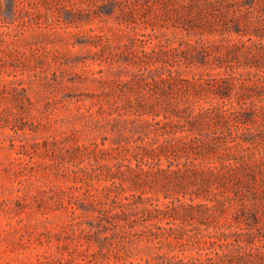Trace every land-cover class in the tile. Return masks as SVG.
<instances>
[{"label":"trees","instance_id":"trees-1","mask_svg":"<svg viewBox=\"0 0 264 264\" xmlns=\"http://www.w3.org/2000/svg\"><path fill=\"white\" fill-rule=\"evenodd\" d=\"M99 2L95 17L114 14L134 28L117 59H109L123 63L133 76L123 93L126 107L118 111L120 105H115L118 117L110 122L109 133L77 148L93 154L99 163L95 176L106 182L113 202L104 205L93 194L91 204L113 234L126 221L134 231H125L126 236L155 242L160 237L156 220L167 216L184 222L198 216L193 204L183 211L166 209L145 193L201 198L206 227L194 233L179 225L167 228L182 253L190 245L200 255L185 260L171 249L145 264H264V244L250 254V235H255L250 228L258 223L259 209L264 215V162H250V145L264 143V129L250 139V124L264 126V0ZM79 7L74 0L72 17L78 18ZM75 21L65 22L70 26ZM138 27L152 32L139 33ZM170 27L183 36L169 34ZM147 44H152L150 50ZM250 63L257 69L254 81L250 73L237 72ZM191 70L199 74L190 75ZM230 209L233 221L219 220ZM258 233L264 235V225Z\"/></svg>","mask_w":264,"mask_h":264},{"label":"rangeland","instance_id":"rangeland-1","mask_svg":"<svg viewBox=\"0 0 264 264\" xmlns=\"http://www.w3.org/2000/svg\"><path fill=\"white\" fill-rule=\"evenodd\" d=\"M18 1L13 6L11 0H0V14L9 17L0 18V264H145L171 249L185 260L199 256L190 245L182 253L167 228L179 225L194 233L206 227L201 198L145 193L166 209L183 211L193 204L198 216L184 222L167 216L156 220L160 237L155 242L126 236L125 231L134 232L126 221L113 234L91 204L93 194L104 205L113 202L106 195V182L95 176L99 163L89 149L77 148L91 145L95 137L101 140L126 107L123 93L133 75L123 63L111 64L109 59H117L134 28L114 14L95 17L99 0H75L81 6L78 18L70 15L74 0H49L51 6L43 0ZM21 11L23 18L17 17ZM73 19L78 21L68 26L65 21ZM137 30L152 32L150 27ZM166 30L183 36L173 27ZM237 72L250 73V81L258 78L252 63ZM115 105H120L118 111ZM250 127L251 140L264 129L259 123ZM250 162H264V143L250 145ZM251 202L250 194V215ZM262 213L259 209L258 223L250 228L255 233L250 235V254L264 244V235L258 233L264 225ZM232 217L230 209L219 220Z\"/></svg>","mask_w":264,"mask_h":264}]
</instances>
